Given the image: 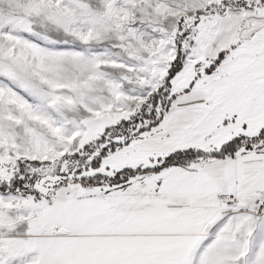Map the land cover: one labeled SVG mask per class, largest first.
Segmentation results:
<instances>
[{"label":"snow or ice","instance_id":"6c2138e0","mask_svg":"<svg viewBox=\"0 0 264 264\" xmlns=\"http://www.w3.org/2000/svg\"><path fill=\"white\" fill-rule=\"evenodd\" d=\"M0 264H264V0H0Z\"/></svg>","mask_w":264,"mask_h":264}]
</instances>
